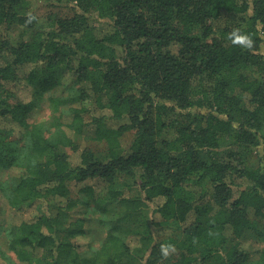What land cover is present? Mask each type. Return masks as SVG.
Listing matches in <instances>:
<instances>
[{
  "label": "trees",
  "instance_id": "obj_1",
  "mask_svg": "<svg viewBox=\"0 0 264 264\" xmlns=\"http://www.w3.org/2000/svg\"><path fill=\"white\" fill-rule=\"evenodd\" d=\"M30 2L50 10L43 25ZM94 18L108 33L96 35ZM12 25L33 31L15 42L0 33V165L13 171L0 192L11 207L39 208L7 240L18 260L251 264L242 237L264 243V0H0V32ZM236 30L251 47L233 43ZM40 98L65 111L28 122ZM9 122L22 143L4 155ZM83 133L105 141L104 154L82 147ZM88 180L102 188L82 193L113 223L83 257L69 195Z\"/></svg>",
  "mask_w": 264,
  "mask_h": 264
},
{
  "label": "rangeland",
  "instance_id": "obj_2",
  "mask_svg": "<svg viewBox=\"0 0 264 264\" xmlns=\"http://www.w3.org/2000/svg\"><path fill=\"white\" fill-rule=\"evenodd\" d=\"M32 7L38 8V25H43L45 21L46 12H48V7L39 6L41 2L35 4L30 2ZM50 11V10H49ZM93 26L95 33L98 37H101L108 33L109 27L106 24H102L99 20L93 19ZM38 27H35L37 30ZM33 30H26L22 26L12 25L10 28L1 27V35L8 38L11 41H18L21 39H27L31 36ZM2 37V36H1ZM264 49V46H263ZM72 75L70 72H66L61 75L60 80L63 84H70ZM72 84V83H71ZM70 84V85H71ZM12 90L18 98L30 99V90L26 85H12ZM56 94L60 93V89L55 91ZM46 96V93L43 95ZM66 107L61 106L58 109H53L50 102L45 98H40L37 103L28 112V122L35 123L38 121H50L53 117L60 115L64 112ZM105 114L109 115L108 110L104 111ZM11 127L13 133L9 134L6 139L3 140L4 146L1 148V153L5 155L9 148L13 147L18 149L21 145V132L20 128L17 127L16 123L9 122L8 128ZM67 132L69 129L64 127ZM73 136V134H71ZM81 146L91 148L96 154H104L106 150V143L103 140H96L92 137V134H81L78 138ZM249 161H256V153H244ZM222 156L227 155V152H222ZM18 169L19 167L16 166ZM16 171V170H15ZM13 174L11 169H7L5 166L0 165V184L10 185L12 183L10 177ZM85 186H92L96 191L102 188V184L95 181H85L84 183L78 185H70V195L69 197L73 199V206L70 210V215L72 219H81L83 230L79 232L78 230L73 233L71 237V242L75 244L77 252L81 256H90L94 253V250L99 248L101 242L103 241L105 234L112 226V218L109 216H104L99 210L94 208L92 202H90L87 197L82 193L81 188ZM126 194V193H125ZM160 202V201H158ZM154 203V207L158 204ZM39 212V208L35 205L31 207H24L21 209H16L11 207L6 197L0 192V264H25L18 260L15 252L11 251L7 247V240L9 239L13 228L25 220H30ZM115 214L113 215V218ZM188 222V220H187ZM256 228L262 231L263 227L260 221L256 224ZM243 238V247L249 255V262L251 264H261V249L263 242L260 239V235L256 231H248L245 233ZM237 239L234 238L232 242ZM126 243L131 249L140 247L139 237L136 235H128L125 238ZM39 254V252H37Z\"/></svg>",
  "mask_w": 264,
  "mask_h": 264
},
{
  "label": "clouds",
  "instance_id": "obj_3",
  "mask_svg": "<svg viewBox=\"0 0 264 264\" xmlns=\"http://www.w3.org/2000/svg\"><path fill=\"white\" fill-rule=\"evenodd\" d=\"M230 39H232L233 43H237L245 47H251L252 44L251 39L247 35L239 33V30L234 31L231 34ZM174 251L175 248L170 244L161 246V252L164 257L169 256Z\"/></svg>",
  "mask_w": 264,
  "mask_h": 264
}]
</instances>
